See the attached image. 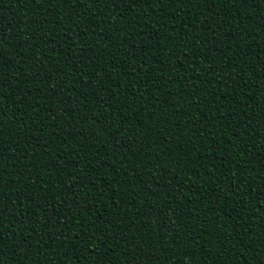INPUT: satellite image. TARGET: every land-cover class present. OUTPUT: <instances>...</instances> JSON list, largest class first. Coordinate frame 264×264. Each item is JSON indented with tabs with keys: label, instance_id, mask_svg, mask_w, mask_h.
I'll list each match as a JSON object with an SVG mask.
<instances>
[{
	"label": "trees",
	"instance_id": "16d2710c",
	"mask_svg": "<svg viewBox=\"0 0 264 264\" xmlns=\"http://www.w3.org/2000/svg\"><path fill=\"white\" fill-rule=\"evenodd\" d=\"M218 9L220 15L213 18ZM229 28L235 39L220 35ZM173 34L180 39L173 40ZM0 36L5 38L0 41V84L7 85L0 89V127L12 144H0L5 182L18 179V170L11 165L19 164L20 170L31 171L32 179L49 189L48 196L56 197L38 201L43 209L59 212L62 223L67 213L84 225L82 230L76 228L73 220L80 239L49 247L58 231L53 215L50 234L36 243L37 232L44 229L31 220H40L45 212L18 201L6 187L5 204L15 211L4 220V264H17L18 259L21 264H174V246L189 249L186 259L191 264L264 261V0L235 6L217 0L212 11L202 0H152L131 7L106 0L44 4L0 0ZM181 42L197 50L198 66L192 72L179 66L181 61L187 66ZM204 58L207 64L199 63ZM169 63L176 72L167 87H162L163 80L155 84ZM188 76L196 77L195 90ZM224 76L228 79L217 83ZM62 79L72 85L71 90L65 85L53 93L52 87ZM178 93L183 94V103ZM153 101L156 106L151 109ZM169 101L181 114L187 111L190 116L197 110L206 114L203 131L192 136L200 122L185 125L187 117H176L166 126ZM121 103L127 106L124 117L129 123L136 116L142 121L129 139L139 146L145 139L143 130L151 129L138 157L122 147V137L103 130L119 115ZM104 115L109 119L103 120ZM222 115L225 119H215ZM201 137L206 148L198 147ZM18 156L26 159L19 161ZM145 156L149 168L136 172L138 160ZM73 172L77 195L68 192ZM14 187L27 191L23 185ZM65 199L61 210L60 201ZM22 211L29 218L22 227L16 220L20 231L13 235L8 225ZM165 215L167 228L162 223ZM204 220L209 225L196 227ZM186 225L200 238L190 241ZM173 228L183 237L178 243L172 239L177 234ZM93 234L95 240L89 241ZM27 235L32 241L20 245ZM222 237L231 241L228 248L222 247ZM233 243L236 251H231ZM57 251L59 256L54 255ZM162 252L171 259L165 261Z\"/></svg>",
	"mask_w": 264,
	"mask_h": 264
},
{
	"label": "snow or ice",
	"instance_id": "6c2138e0",
	"mask_svg": "<svg viewBox=\"0 0 264 264\" xmlns=\"http://www.w3.org/2000/svg\"><path fill=\"white\" fill-rule=\"evenodd\" d=\"M47 2H48V0H39L40 4H44ZM67 2L71 3L72 0H67ZM92 2L96 3V2H98V0H92ZM106 2L107 3H113V4H121V5H126L127 7H131L132 4H136V3H143V4L147 5V4H150L152 2V0H106ZM161 2H162V0H161ZM170 2L176 3L177 0H170ZM186 2H190V0H179V3H186ZM202 2L204 3L205 6H207L209 8V11H212L213 9L216 8L217 0H202ZM220 2L222 4H226L228 6H235L236 4H243V5H247L250 3L258 4V3H261V0H220ZM220 13H221V10L218 9L216 11L215 15L213 16V18H215L216 16H219ZM141 18H143V16ZM78 35H81V34H78ZM220 35L221 36H228L232 39H235V36L233 35V30L231 28H229V30L227 32H221ZM171 38L173 40H177V41L180 39L179 34H173ZM4 39H5L4 37L0 36V41H3ZM41 39L46 40V37L42 36ZM185 39H187V37ZM30 40H35V36H30ZM81 41L86 43V41H84L83 35H81ZM181 44H182L183 48L187 50V51H184L182 53V55L184 56V59L187 61V66L185 67L183 61L179 62V66L184 67L185 72H192L198 66L197 63L195 62L196 57L198 55L197 50L192 48V45H190V44H185L183 42H181ZM181 44H178L177 46L180 47ZM133 47H135V45H133ZM85 50L86 49H82V51H85ZM2 58H3V55H2V53H0V59H2ZM50 59H51V57H49V60ZM199 63L207 64V59L206 58L200 59ZM37 66H38V64H37ZM117 67H119V65H117ZM175 72H176V67H174L172 63H169L167 65V71H163V70L161 71L160 75L155 80V84L159 85L161 80H163L164 84L162 85V87H167V83L169 82L171 77L175 74ZM177 78L181 79V80L184 79L183 76H180ZM187 79L189 81H191L190 86L192 87L193 90H195L196 89V77L195 76H188ZM227 79H228L227 76L219 77L217 80V83L224 81V80H227ZM65 85L68 86V89L70 91L72 85L69 84V82L66 79L60 80L59 83L54 85L51 90L53 93H56L58 90L63 91ZM182 87H183V85H182ZM6 88H7V85L0 84V89L6 90ZM109 91H111L110 88H109ZM200 91H203V89H201ZM121 95H123V94H121ZM177 95L179 97V101L181 103H183L184 99H185L183 94L178 93ZM224 98L227 99V94H225ZM40 99H43V97H40ZM68 99L70 100L71 98L69 97ZM139 99H143V93H140ZM136 103H137L136 99H133L131 101V105H133V106ZM169 104H170L171 111H170V114L165 117L166 126H167V124H171L173 122L174 118H176V117H181V119H183V117H187V119H184L185 125L191 123V121H193V120H197L200 122L198 126H196L194 129H192V132H191L192 136H197L198 133L203 131V128L205 126L206 114L200 112L199 110H197L195 113H193L190 116H189L187 111H185L183 114H181V112L177 108L176 103L169 101ZM216 104L217 105L220 104L219 98L216 99ZM155 106H156L155 101H153L152 103H150L148 105V107L151 109H154ZM126 107L127 106H125V105H123V103H121V107L118 109L119 115L113 116L112 120L108 123L107 126L104 127L103 130L106 134H110L112 136L119 135L120 137H122L123 138L122 147L128 149V151L131 153L132 156L138 157L139 156V149L148 143V133L151 131V129H144L143 130V135H144L145 139L143 141V144H141L139 146L137 145L136 140L129 139L128 136L130 134H132L135 131V129L140 126L142 121L140 120L139 116H136L131 120V123H129V120L124 117V111L126 110ZM189 107H191L190 104H189ZM216 110L219 111V108H217ZM89 111H91V109ZM141 111H144V110L141 109ZM0 115H2V114H0ZM149 118L152 121H155V119H156V117L151 112H149ZM108 119H109L108 115L103 116V120H108ZM215 119L216 120H222V119H225V116L222 115L220 117H216ZM176 123L179 124V120H177ZM211 127H216V125L212 124ZM37 131H39V129H37ZM179 131L183 132V131H185V129L180 128ZM80 134L81 133H79V132L76 133L77 136ZM160 135L161 136L164 135L163 130L160 131ZM3 137H4L3 129H2V127H0V144H8L9 147H12L10 140H5ZM136 139L137 140L140 139L139 133H136ZM63 142L66 143V140ZM81 147H83V145ZM149 147H150V145H149ZM198 147L199 148H206L207 147V141L203 137H201V143H200V145H198ZM187 154L188 153L185 152V155H187ZM149 155H151V153H149ZM208 155L210 158L211 152H209ZM0 156H2V153H0ZM24 159H26V157H24V156H18L17 157V160H19V161H23ZM60 159L67 161V156H61ZM198 159H202V157H198ZM81 163H83V161ZM51 164H52V162L50 161L49 166H51ZM11 167L17 168L18 179L14 178V179L7 181V182H5V179H4L3 169L0 168V264H4L3 257L5 255H7V252L5 250V245H4V240L6 239V237L4 236V220L6 218V215L10 211L11 212L15 211V208L13 206L5 204L4 197L6 196V193H5L4 189L6 187H9V190L12 191L14 195H16L18 201L23 200V201L27 202L29 206L32 204H35L38 208H42V205L38 202L41 199H43V200L56 199L55 196H48L47 195V192L49 191V189L42 188L40 184H37L32 179L31 171L20 170L19 164H13V165H11ZM68 167H70V161L68 162ZM68 167H65L64 171H68ZM151 167H155V165H152ZM213 167H215V165H213ZM148 168H149L148 157L145 156V157L140 158L138 160V165L134 170L136 172H144L145 169H148ZM76 175L77 174L74 172L69 174L68 192L72 193L73 195H77L75 193V185L72 182L73 178ZM160 179L166 180L167 177L161 176ZM53 183L55 184V182H53ZM88 183H94V181H88ZM17 184L25 186L27 191L22 193L20 189L14 187ZM42 191L45 192V195L43 197L41 196ZM149 192H152L151 188L149 189ZM152 194L154 196L157 195L156 193H152ZM84 195L87 196V195H89V193H85ZM92 195H93V198L95 199V195L94 194H92ZM220 199H221V197L219 195H217V200H220ZM65 203H67V199L60 201L61 210H62L63 205ZM42 210L45 212V215L43 217H41L40 220H36V219L31 220V223L34 226L39 225V226H42L44 229L43 232H37V236L39 237V240L36 241V243H39L41 240H44L45 234L48 233L49 225L52 224V216L53 215H55L57 217L54 227H56L58 229V231L55 232L54 238L52 240L48 241L49 247L52 245H56L57 243H59L60 245H67L70 242L74 243L76 240L80 239V232H77L76 229H74L72 227L73 220H76V228H79L81 230L83 229V227H84L83 222L80 221L78 219V217H76L75 215L67 216V213H65L66 220L64 223H62L59 212L53 211L52 213H49L47 209L42 208ZM223 210L224 209L222 208L221 211H223ZM233 211H236V209L233 208ZM28 218H29V213L27 211H22V212L18 213L17 216L9 223L8 227L12 230L13 235H15L17 231H20V228H18L16 225V220L21 221V227H22L23 221L25 219H28ZM213 219H215V218H213ZM108 223L110 224L111 221H108ZM162 223H163V226L165 228L168 227V217L166 215L164 217H162ZM209 223L210 222L208 220H204L202 222V225H197L196 227H202L203 225H209ZM139 230L142 231L143 230L142 227ZM32 231H35V227H33ZM109 231H110V229H109ZM172 231L177 232V230L175 228H173ZM185 231H186L190 241H195L196 239L200 238V233H198L194 229L191 232H188L187 225L185 226ZM73 233H75V235H73ZM48 234H50V233H48ZM206 234L210 235V233H206ZM23 235L24 234L21 231V236H23ZM262 235H264V233H262ZM61 237H63V238L61 239ZM17 239H20V237H17ZM172 239L178 243L179 240L183 239V237L177 232V234L175 236H173ZM222 239L224 240L222 247L228 248V244L231 241L227 237H222ZM88 240L94 241L95 235L93 234V235L89 236ZM31 241H32L31 235L24 236L23 239H20V245H23L25 243H29ZM9 242H11V241H9ZM237 243H240V241L237 240ZM20 245L17 246V252H19ZM173 250L175 251L174 264H191V261L186 259V257L189 256V249L183 248L182 250H176L175 246H174ZM236 250H237V244L233 243L231 251H236ZM81 251H84V249H81ZM241 251H243V247L241 248ZM148 254L150 255L151 253L149 252ZM54 255L59 256L60 252L57 251L54 253ZM161 255L164 256L165 261L171 259V257H169L166 253L162 252ZM17 264H21L19 259L17 260ZM258 264H264V261H260V262H258Z\"/></svg>",
	"mask_w": 264,
	"mask_h": 264
}]
</instances>
